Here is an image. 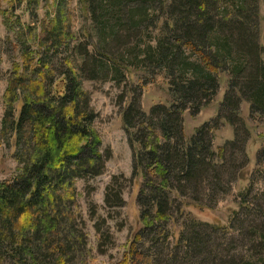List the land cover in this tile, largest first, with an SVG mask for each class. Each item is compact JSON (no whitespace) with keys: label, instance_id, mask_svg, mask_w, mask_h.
Returning a JSON list of instances; mask_svg holds the SVG:
<instances>
[{"label":"trees","instance_id":"1","mask_svg":"<svg viewBox=\"0 0 264 264\" xmlns=\"http://www.w3.org/2000/svg\"><path fill=\"white\" fill-rule=\"evenodd\" d=\"M41 2L8 0L3 12L7 29L17 33L24 66L14 64L4 95L3 135H13L19 166L14 176L0 181V264H74L84 250L85 227L73 215L76 184L103 175L112 158L109 149L102 150L94 126L98 115L84 82L112 77L121 83L133 68L145 71L146 80L124 89L120 104H126L123 122L136 147L137 173L144 177L137 199L143 228L119 264H264V224H253L245 233L253 242L251 258H228L220 255L221 244L213 249L209 227L227 233L231 225L204 222L186 211L191 205L204 207L200 194L208 180L214 195L224 189L225 154L238 152L241 141L236 135L216 151L210 135L215 120L187 140L183 119L185 112L195 116L210 104L222 74L227 76L221 103L225 120L235 126L243 102L250 104L251 117H264L260 0H82L98 37L92 53L90 44L74 46L64 0L57 1L55 16L41 31L25 26L17 7L26 4L35 19ZM156 30L161 34L153 45ZM132 40L136 44H128ZM33 43L37 49L30 47ZM58 54L66 58L60 72ZM166 81L170 103L145 111L147 84ZM129 182L123 174L112 176L104 198L111 212L125 206ZM263 211L257 204L247 217L264 216ZM90 212L96 216L97 205L91 204Z\"/></svg>","mask_w":264,"mask_h":264},{"label":"rangeland","instance_id":"2","mask_svg":"<svg viewBox=\"0 0 264 264\" xmlns=\"http://www.w3.org/2000/svg\"><path fill=\"white\" fill-rule=\"evenodd\" d=\"M57 1L42 0L37 9L38 17L35 19L30 16L26 4L17 7L16 14L21 17L25 26H38L39 31H41L42 24L49 23L55 16ZM81 1L64 0V3L73 28L74 43H76L74 46L90 44L88 48L92 53L98 37L92 33L94 22L91 15L84 11ZM8 7V0H0V57L2 58L0 64V181L14 176L19 166L14 156L19 149L15 145L13 135H3L4 95L14 71V64L18 65L19 69H23L24 66V57L22 56L20 41L17 42V33L9 31L4 24L3 12ZM89 31L91 32L90 37H88ZM160 34V30L153 32L151 41L153 45H156V37ZM128 42V44L134 45L137 40ZM259 43L264 48V0H260ZM30 47L37 49L38 46L33 43L30 44ZM41 53V58H44V50H41ZM187 55L191 57L189 53ZM39 57L36 58L37 64H40ZM62 57L65 58V55L58 54L56 56L55 64L58 63V72L61 71L64 63ZM74 59L79 64L82 62L80 56ZM133 69L130 74L128 70L126 71L125 81L123 80L121 83L112 80V77L84 82L85 88L91 93L92 106L98 115L94 126L101 136L102 150L107 151L109 149L112 152V158L107 162L106 172L103 175L87 181H77V198L76 205L73 207V215L80 221L78 226L85 227L84 237L86 240L84 250L74 264L121 263L126 255H129L133 237L143 228L137 199L144 177L141 172L137 173L136 147L134 144L132 145L123 122L122 110L126 104L124 102L120 104V96L124 89H131L142 80H146L145 71ZM226 86L227 76L222 74L221 87L217 94L211 98L210 104L203 107L200 113L195 116L191 114V111L185 112L183 119L186 139L189 140L195 130L206 122L215 120L217 128L210 129L214 149L217 151L219 147L228 146L227 143L236 140V135L241 141L240 147L238 152L228 149L225 154V163L221 171L225 184L224 189H220L214 195L208 180L203 184L200 194V200L204 207L201 209L191 205L185 209L201 221L226 227L231 225L232 232L227 233L214 231L212 226L209 227L213 233L211 238L213 249H217V245L221 244L219 246L221 256L248 258L252 255L253 242L245 233L252 229L253 224L254 226L264 224L263 215L252 214L247 217L249 211L254 209L257 204L261 205L264 210V117H251L250 104L243 102L239 121L235 123V126L230 125L228 119L225 120L226 112L222 109L221 104L225 96ZM170 101L167 81L158 85L147 84V89L142 96V106L145 111L149 112L153 106L164 102L170 103ZM121 174L130 181L124 191L126 204L121 209L111 212L105 206V189L112 176ZM241 175L244 177L242 178ZM88 186L92 190L88 189ZM89 191H93L91 196L87 195ZM242 193L247 196V202L243 201L244 195ZM186 200L185 196L181 197V201ZM91 204L98 207L96 216L91 215ZM242 225L246 228L244 232ZM168 228L169 230L172 229V233L174 230L175 235H177L178 230L173 228L170 222ZM252 261L254 262V260Z\"/></svg>","mask_w":264,"mask_h":264}]
</instances>
